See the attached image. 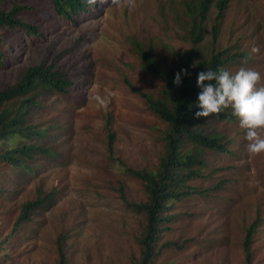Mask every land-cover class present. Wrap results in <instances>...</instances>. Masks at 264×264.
<instances>
[{
	"label": "rangeland",
	"instance_id": "obj_1",
	"mask_svg": "<svg viewBox=\"0 0 264 264\" xmlns=\"http://www.w3.org/2000/svg\"><path fill=\"white\" fill-rule=\"evenodd\" d=\"M192 1H95L92 15L77 27L63 23L65 32L48 39L53 49L67 50L62 70L75 84L68 94L41 93L40 106L29 112V122L44 136L27 142L46 147L49 154L35 155L32 173L22 178L0 168V181L10 192L0 197V242L24 202L34 200L38 190L41 196L50 194L31 221L2 244L0 264H59V234L67 235V264H130L131 256L138 255L135 237L142 218L124 207L118 189L122 184L130 202L145 199L141 184L123 173V165L154 170L164 125L132 90L159 97L162 88L159 78L141 68L134 44L145 48L163 72L175 74V55L191 47L195 13H187L186 3ZM215 15L211 8L202 21L201 51L207 50ZM219 26L217 46L247 56L226 70L250 67L261 75L258 86H264V0H227ZM48 40L18 42L12 61L0 66V90L39 64ZM253 45L259 51L248 59ZM107 122L114 160L106 147ZM210 128L228 141V152L204 154L203 177L192 182L199 193L170 209L169 228L157 242L169 245L156 263L244 264L245 229L255 223L250 264H264V153L246 151L245 130L236 117L210 123Z\"/></svg>",
	"mask_w": 264,
	"mask_h": 264
},
{
	"label": "trees",
	"instance_id": "obj_2",
	"mask_svg": "<svg viewBox=\"0 0 264 264\" xmlns=\"http://www.w3.org/2000/svg\"><path fill=\"white\" fill-rule=\"evenodd\" d=\"M110 1L115 0H106V3L110 4ZM226 2L227 0H194L186 3L187 13H195V17L191 20V47L185 53L175 55V73L180 69H185L187 73L182 76L179 86L173 84L174 74L163 72L145 48L143 50L141 46L134 44L141 68L159 78L162 88L160 96L153 97L128 85L141 96L147 109L159 119L164 129L161 131L162 153L154 170H136L123 165V173L141 184L145 196L143 201L130 202L124 196L122 184L118 189L124 207L142 218L135 237L138 255L131 256L130 264H158L157 256L169 245L158 246L157 242L160 234L169 228L170 209L175 203L199 193L192 182L203 177L202 169L207 166L204 154L209 151L228 152V141L222 134L214 132L210 123L232 121L235 116L230 113V108L207 118H194V113L198 110L194 105L199 92L196 86L197 73L207 69H226V66L237 62V59H247L246 54L232 53L234 47L217 46L219 21L224 15ZM92 5L94 2L90 0H0V66L12 61L14 57L11 52L19 46L18 42H46L49 38L61 36L67 28L63 23L77 24V27L86 19L85 15L90 14ZM211 8L216 10V15L210 27L209 44L204 52L199 50L198 43L204 33L202 21L208 17ZM93 13L94 11L90 15ZM48 41L39 64L22 70L14 84L0 90V168L8 167L18 178L32 173L30 163L35 155L49 154L46 147L27 142L32 136H44V130L29 122L30 110L40 106V95L47 92L68 94L73 91L75 84L62 70L66 61L61 57L67 50H55L49 46L52 45V40ZM105 127L108 132L107 152L113 158L114 137L108 122ZM4 175L8 176V173ZM9 194V190L0 181V197L6 198ZM49 199L50 194L41 196L38 190L34 200L21 205L9 235L0 242V249L6 240L31 221L33 214ZM255 226L253 223L245 229L242 242L244 264H250L251 238ZM66 238L67 235L59 234L55 241L59 264H67L64 249Z\"/></svg>",
	"mask_w": 264,
	"mask_h": 264
},
{
	"label": "clouds",
	"instance_id": "obj_3",
	"mask_svg": "<svg viewBox=\"0 0 264 264\" xmlns=\"http://www.w3.org/2000/svg\"><path fill=\"white\" fill-rule=\"evenodd\" d=\"M95 1L105 0H90L94 4ZM258 51L259 48L253 45L248 59ZM184 75H187L185 69L175 73L173 84L179 86ZM260 79L258 71L245 66L235 72L224 68L200 71L196 78L199 92L194 104L198 109L194 118H207L231 108L239 127L245 130L246 151L253 155L264 153V86H258Z\"/></svg>",
	"mask_w": 264,
	"mask_h": 264
}]
</instances>
